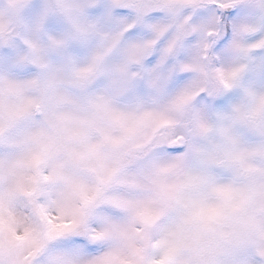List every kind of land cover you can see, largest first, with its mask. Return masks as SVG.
Returning a JSON list of instances; mask_svg holds the SVG:
<instances>
[{"label":"snow or ice","instance_id":"6c2138e0","mask_svg":"<svg viewBox=\"0 0 264 264\" xmlns=\"http://www.w3.org/2000/svg\"><path fill=\"white\" fill-rule=\"evenodd\" d=\"M0 264H264V0H0Z\"/></svg>","mask_w":264,"mask_h":264}]
</instances>
